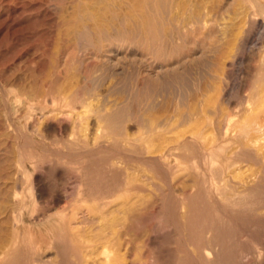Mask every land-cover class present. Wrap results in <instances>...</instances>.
Instances as JSON below:
<instances>
[{
	"label": "rangeland",
	"instance_id": "rangeland-1",
	"mask_svg": "<svg viewBox=\"0 0 264 264\" xmlns=\"http://www.w3.org/2000/svg\"><path fill=\"white\" fill-rule=\"evenodd\" d=\"M110 1L0 0V197L2 200L3 196H11L17 190L22 192L25 202L24 223L19 225L18 230L6 220L12 215L13 209L19 206L10 203L7 210L0 209V222L2 221L0 242L3 245L0 244V264H97V262L102 264L103 260L105 264H264V133L258 131V134L249 124L252 129L250 126L246 128L248 130L246 139L253 141L249 140L248 143L245 140L246 146L252 147L248 148L247 152L254 150L256 152L260 149L258 152L263 151V154L260 153L263 157L260 154L259 156L263 160L260 157L255 160L246 151H242L241 154L242 146H239V149V142L236 141L237 144L233 141L225 143V152L215 156L214 161L218 164L206 167L207 170L204 169L206 171L203 173H197L191 167L194 161L207 156L206 146L224 144L222 140L215 138L211 127L204 130V123L205 128L210 126L207 122H210L214 114L215 108L209 105L213 103L216 107L223 101L224 106L236 104L241 106L246 103L255 82L262 77L259 70L264 61V0L255 2L247 0L244 3L241 0H163L164 6L161 7L160 14H164L162 18L168 14L164 20L166 35L170 33L172 37L170 34L168 37L178 41L174 42L177 46L174 45L179 50L173 51L172 48H168L169 54L166 58H155L147 56L148 52L143 46L131 45L120 39L114 44L115 50L118 51L103 57L104 59L100 57V60L93 53L96 51L93 46L94 39L82 36L75 41L72 33L74 26L66 24L78 10L87 21L94 15L95 21L108 22V19L114 21L112 15L118 18V14L122 16L125 10L139 9V0ZM108 2L111 3L109 6ZM129 5L132 8L128 7ZM118 6L120 7L117 8ZM244 6L248 7V12ZM162 8L168 9L167 12ZM201 12L205 14L211 12L215 19L212 36L210 34L204 40L198 37V33H191L187 44H182L177 36L182 18L193 17ZM241 19L247 21L246 40L232 61L226 54L230 52L228 45L231 39L238 34ZM174 34L176 36H173ZM184 58L185 60L181 62ZM179 72L186 75V80L190 78L187 80L189 85L181 86V83L179 84L181 80L168 85L170 76L174 74L180 76ZM59 84L63 89L64 86L68 89L69 84L72 85L68 90L72 91L68 103L64 101L63 96H57L55 92ZM77 84L81 85L79 90L82 88L80 95L75 86ZM155 86L158 87L157 94ZM262 91L264 87L261 89L263 94L261 96L264 97ZM158 94L161 96L158 97ZM63 102H66V105ZM195 105L198 106L199 113L206 111L200 114L206 115V120L208 118L209 120L206 122L204 119L206 116H203L204 123L203 119H199V122L203 123V125L201 122L198 123L202 126H199L201 129L198 127L201 130V133L198 132L201 135L198 143L200 141L201 143L200 145L190 143L189 150L181 151L184 153L182 155L178 153L179 149L178 152L175 151V146L197 131L195 130L197 124L196 126L191 124L195 129L192 126L190 131L189 124H186L183 118L185 114L193 111ZM108 112L120 113L118 117L112 119V122L116 120L114 124L108 121L106 117ZM154 115L158 116L161 123L167 119L170 121L164 122L165 138L168 142L165 141L163 145L167 144L168 148L165 146L162 155L156 152L163 157L161 161L138 154L142 156L141 158L128 151H125L129 153L128 155L124 152L121 154L119 151H124L128 142H130L128 146L141 140L147 142L149 140L151 144L156 142L160 145L156 138L152 140L149 138V132L145 128L144 122L150 120L152 116L155 117ZM140 117H143L142 120ZM248 120L246 122L243 120L246 126L242 121L239 125L247 127L249 121L252 123V119ZM188 129L190 132H187ZM203 131H206L204 133L206 137ZM250 132H254L251 134L254 138L249 135ZM203 136L211 139L210 144L209 139L208 143L205 142L207 140L201 139ZM110 138L115 143L109 141ZM170 139H178L180 142L175 140L178 142L175 145ZM204 142L207 145L203 144ZM93 143L101 144L99 149L95 151L91 149L95 146ZM109 144L113 146L110 147ZM115 148L119 149L115 151ZM234 153L236 161L240 158L237 164L228 159V156L230 158ZM112 156H123L125 163L131 162L135 167L137 165L135 168L137 181L131 184L134 190L131 198L135 197L138 202L137 204L135 202L133 210L128 213L126 206L124 208L118 205L120 206L118 212L121 210L122 214L118 213L116 208L114 209L116 214L112 211L117 207V203L106 204L104 212L112 213L116 219L110 214L103 220L102 213L93 208L97 203L110 200V196L119 186L124 187L122 171L108 165L107 160ZM17 160L19 164H16ZM249 175L250 179L252 177L257 179L259 185L253 187V190L251 188L246 192L242 189V192L238 193L240 190L234 187L233 182L235 184L246 179L243 178L245 176L249 179ZM211 178L218 182L216 187H211ZM141 179L150 182L145 181L152 187L147 188V185L146 188L142 187ZM224 179L231 182H225V186ZM112 187L117 189L111 192ZM80 189L86 193L84 195L89 196L87 201H78ZM141 192L145 198L140 196ZM229 192L231 195L234 192L235 197H228ZM1 210H4V213ZM79 210L85 214L80 213L79 216L84 215L86 218L84 226L87 232L83 243L67 227L68 216L74 213L73 217ZM65 214L66 217H62ZM37 217L40 227L32 222L34 219L38 221ZM103 231H106V235ZM32 235L35 239L31 238ZM42 238L49 242L48 245L41 242ZM3 250L7 253H3Z\"/></svg>",
	"mask_w": 264,
	"mask_h": 264
},
{
	"label": "bare ground",
	"instance_id": "bare-ground-1",
	"mask_svg": "<svg viewBox=\"0 0 264 264\" xmlns=\"http://www.w3.org/2000/svg\"><path fill=\"white\" fill-rule=\"evenodd\" d=\"M94 1V0H93ZM103 1V0H102ZM107 1V0H106ZM110 1V0H109ZM113 1H115V0H113ZM131 1V0H130ZM129 1V2H130ZM167 1V0H166ZM241 1H243V3H244V1H246L247 2V0H241ZM256 0H254V2H255ZM258 1V0H257ZM83 2V1H82ZM111 2V1H110ZM110 2H108L107 4H108V6H109V3ZM246 2H245V4H246ZM250 2V1H249ZM248 2V3H249ZM93 3H95V2H93ZM105 3V2H104ZM114 3V2H113ZM116 3V2H115ZM136 3V2H135ZM240 3H242V2H240ZM81 4V3H80ZM90 4V3H89ZM91 4H92V2H91ZM95 4H97V3H95ZM111 4V3H110ZM138 4V3H137ZM168 4V5H167ZM166 5L169 7V3H167ZM173 4V3H172ZM250 4V3H249ZM84 5V4H83ZM113 5H115V4H113ZM120 5V4H119ZM127 5V4H126ZM79 6V5H78ZM87 6V5H86ZM91 6V5H90ZM94 6H97V5H94ZM104 6H106V4L104 5ZM116 6H117V4H116ZM135 6V5H134ZM138 6V5H137ZM136 6V7H137ZM164 6V2H163V0H139V9H131V10H129V11H127V10H125V11H127V12H125L124 10H122V11H124V13H123V15L122 16H120V14H118L119 15V17L118 18H114L113 16L114 15H112V18H113V20L114 21H111V19H108L109 21L107 22L106 20L107 19H105V21L106 22H104L103 20H101V21H99V22H101V23H99V22H97V21H95L93 18H94V15H93V18H89V20L87 21V20H85V19H83L82 18V16L80 15V13H79V10L77 11V12H75L74 14H73V16H71V18L69 19V21H67V24L66 25H68V24H71V25H73L74 26V32H72L73 33V36H74V39H75V41L79 38V37H82V36H87L89 39L91 38V40L92 39H94V43H93V46H94V48H95V52H93L94 54H96L99 58L101 57V58H103V57H105V56H109V54L111 55V53L112 52H117L116 50H115V48H114V44H115V42L117 41V40H120V39H123V40H125V41H127L129 44H131V45H138V46H143L146 50H147V56H152V57H155V58H166L167 57V55L169 54L168 53V48H172V50L173 51H175L176 49L177 50H179V48H177L176 46V42H178V41H174V40H176V39H172L171 37H172V35H171V37H168V35H166L167 33H166V31H165V23H164V20L167 18V10L168 9H164V8H162V9H164V10H166V17H164V18H162V14H160V10H161V7H163ZM243 6V5H242ZM248 6V5H247ZM256 6H257V4H256ZM259 6V5H258ZM261 6V5H260ZM75 7V6H74ZM83 7V6H82ZM114 7L115 6H113V9H114ZM120 6H118L117 8H119ZM125 7V6H124ZM128 7H130V5L128 6ZM172 7H174L173 5H172ZM245 7V9L247 10L248 9V7L246 8V6H244ZM78 8V7H77ZM91 8H92V6H91ZM112 8V7H111ZM130 8H132V7H130ZM250 8V7H249ZM260 8V7H259ZM74 9V8H73ZM76 9V8H75ZM80 9V8H79ZM121 9H122V7H121ZM125 9V8H124ZM182 9H183V7H182ZM185 9V8H184ZM256 9V8H255ZM254 9V10H255ZM81 10V9H80ZM103 10H105V9H103ZM107 10V9H106ZM105 10V11H106ZM202 10V9H201ZM261 10V9H260ZM263 10V9H262ZM76 11V10H75ZM96 11V10H95ZM101 11V10H100ZM99 11V12H100ZM162 11V10H161ZM181 11V10H180ZM243 11H245V10H243ZM250 11V10H249ZM121 12V11H120ZM174 12V11H173ZM179 12V11H178ZM187 12V11H186ZM247 12H248V10H247ZM258 12V11H257ZM263 12V11H262ZM87 13H89V12H87ZM104 13V12H103ZM117 13V12H116ZM119 13V12H118ZM122 13V12H121ZM181 13V12H180ZM189 13V12H188ZM211 13V12H210ZM210 13H208V14H205V13H203V12H201V13H199V14H197V15H193V17H184V18H182V20H181V22H180V26H179V31H178V35H177V33H176V35L178 36V40L182 43V44H187L186 42H187V40L189 39V35L191 34V33H198V37L199 38H203L204 40L205 39H207L209 36H210V34H211V36H212V32H214V21H215V19H214V17L210 14ZM243 13V12H242ZM258 13H260V12H258ZM83 14V13H82ZM93 14V13H92ZM99 14V13H98ZM105 14V13H104ZM250 14H252V13H250ZM90 15V14H89ZM102 15V14H101ZM116 15V14H115ZM164 15V14H163ZM177 15H178V13H177ZM181 15H182V13H181ZM242 15H244V14H242ZM84 16V15H83ZM97 16V15H96ZM106 16V15H105ZM104 16V17H105ZM245 16V15H244ZM250 16V15H249ZM249 16H248V18H249ZM103 17V16H102ZM101 17V18H102ZM111 17V16H110ZM253 17V16H252ZM87 18V17H86ZM100 18V17H99ZM88 19V18H87ZM97 19V18H96ZM104 19V18H103ZM244 19H246V18H244ZM67 20V19H66ZM172 20L174 21V17H172ZM179 21V20H178ZM241 21H242V19L239 21L240 23V26H239V31H238V34L236 35V37H234L233 38V40L231 39V41H230V43H229V45H228V47L230 46V52H229V54H226V56L227 55H229L231 58V60L233 61V59H235V57H236V55H237V53H238V51L242 48V46H243V44H244V41L246 40L245 39V36H246V32H247V27H246V24H247V21L246 20H244V21H242V24H241ZM64 22V21H63ZM167 22V21H166ZM170 23H171V19H170V21H169ZM168 22V23H169ZM175 22V21H174ZM176 22H177V20H176ZM66 23V22H65ZM179 23V22H178ZM251 23V22H250ZM174 24V23H173ZM176 25H177V23H175ZM174 24V25H175ZM72 26V27H73ZM167 28V27H166ZM170 28V27H169ZM172 31V30H171ZM169 35V36H170ZM175 34L173 35V36H176ZM235 36V35H234ZM86 37V38H87ZM174 38V37H173ZM175 38H177V37H175ZM197 38V37H196ZM202 39V40H203ZM72 41H74V40H72ZM91 42H93V41H91ZM175 42V43H174ZM76 43V42H75ZM176 46H175V45ZM92 45V44H91ZM125 45V44H124ZM201 45V44H200ZM88 46H90V45H88ZM87 46V47H88ZM182 46V45H181ZM185 47H186V45H185ZM66 48V47H65ZM183 48V47H182ZM80 49H81V47H80ZM134 49V48H133ZM68 50V49H67ZM67 50H66V52H67ZM75 50V49H74ZM128 50V49H127ZM170 50V49H169ZM171 50V51H172ZM228 50V51H229ZM84 51V50H83ZM185 51V50H184ZM187 51H188V48H187ZM65 52V53H66ZM69 52V51H68ZM67 52V53H68ZM92 51H90V53H91ZM227 52V51H226ZM132 53V52H131ZM172 53H175V52H172ZM70 54H71V52H70ZM89 54V53H88ZM136 54V53H135ZM68 55V54H67ZM132 55V54H131ZM264 55V54H263ZM186 56V55H185ZM228 56V57H229ZM67 57V56H66ZM145 57V56H144ZM220 57V56H219ZM95 58V57H94ZM101 58H100V60H101ZM107 58V57H106ZM183 58V57H182ZM104 59V58H103ZM109 59V58H108ZM228 59V58H227ZM261 59V58H260ZM264 59V58H263ZM148 60V59H147ZM183 60H185V58L184 59H182L181 60V62L183 61ZM224 60V59H223ZM97 61H99V59L97 60ZM110 61V60H109ZM130 61V60H129ZM101 62V61H100ZM112 62V61H111ZM155 62V61H154ZM263 63L261 64L262 66H260L261 68H260V70H259V72H260V74L262 75V77L260 76V80L258 79L256 82H255V85L253 86V88H252V90H250L249 92V94H248V96H247V101H245L246 103H243V104H241V106H239V105H237L236 104V106H231V105H226V106H224L225 105V102H224V104H222L223 103V101L222 100H220V101H222V103H220L219 105H217L216 107H215V105H213V103H212V105H209L210 107L211 106H213V108H215L214 109V114H213V116L211 117V114H210V117H211V119L209 120V118H208V120L210 121V122H207L208 120H206L207 119V116L206 115H201L200 113H205L206 111H204V112H202V111H200V113L198 112V109H197V105H195V106H193V111L192 112H186L187 114H185L184 115V122L186 123V124H189V128L191 129L190 131H192V128L193 129H195L194 127L196 126L195 124H197V127H196V129L195 130H197V131H195V133H193L192 134V132H191V136H188V138H186L185 140L183 139L184 138V136H185V134H184V136H183V140L184 141H182L178 146L176 145L177 143L175 142V140H178V139H170L169 141L172 143V141L174 142V144L176 145L175 147H176V150L175 151H177L178 149L180 150V152H178L179 154H182L181 153V151H188L189 150V148H190V143H191V145H195V144H197L198 143V141H199V133H201L200 131V127L199 126H201V125H198V123H202V121H200L199 122V119L200 120H202L205 116V120H206V122L207 123H209V125L210 126H207L206 128H205V126H206V123H204V119H203V123L205 124V126L203 125V123H202V125H203V127H204V130L205 129H207V128H209V127H211V130L213 131L212 132V134L215 136V138L217 137V139H220V140H222L223 142H224V144H215V145H209V146H206L207 144L206 143H208V139L209 138H205L206 136H205V134L204 133H206V131H203V135L205 136H203V138L201 137V139H205V140H207V141H205L203 144H206L205 146V148H207L205 151L208 153H206L207 154V156L205 157H203L202 159H200L199 161H194L193 163H192V165H191V167L193 168V169H195L196 171H197V173H203V171H206L207 170V168L208 167H210V166H212L213 164H215V163H217V162H215L214 161V158H215V156H217V155H220V153H223V152H225V143H228V142H233V141H235V143H237V142H239V145H238V147L239 146H242L241 148V154H243V152L244 151H246L247 152V149L249 148H251L252 149V147H248V146H246L247 144H246V142H245V140H247V142L250 140H248V139H246V137H247V133H248V130L246 129V128H248L250 125L251 126H253V128H255V130L257 131V133H258V131L259 132H262V133H264V97L263 96H261V95H263L262 93H261V89L264 87H262V85L264 84V61H262ZM98 64V63H97ZM102 64V63H101ZM175 64V63H174ZM177 64V63H176ZM175 64V65H176ZM184 64V63H183ZM99 65V64H98ZM103 66H104V64H102ZM174 65V66H175ZM179 65H181V63H179ZM187 66H188V64H187ZM258 66V67H259ZM167 67V66H166ZM169 67V66H168ZM185 67H186V65H185ZM184 67V68H185ZM192 67V66H191ZM190 67V68H191ZM95 68V67H94ZM100 68V67H99ZM109 68V67H108ZM90 69V68H89ZM98 69V68H97ZM96 69V70H97ZM106 69V68H105ZM177 69V68H176ZM183 69V68H182ZM188 69L189 68H187L186 70L188 71ZM192 69V68H191ZM101 70V69H100ZM129 70V69H128ZM181 70V69H180ZM185 70V69H184ZM105 71V70H104ZM183 71V70H182ZM187 71H186V74H187ZM190 72L189 73H191V70H189ZM92 72V71H91ZM177 71H175V73H176ZM131 73V72H130ZM178 73V72H177ZM180 73V72H179ZM181 74V73H180ZM132 75V74H131ZM173 75V74H172ZM188 75V74H187ZM191 75V74H190ZM170 76V75H169ZM144 78V77H143ZM170 78H171V80L168 82V85H171L172 83H175V81H180L181 80V82H179V84L181 83V86L183 85L184 87H186V86H188L187 85V80L189 81L190 80V78H188L187 80H186V75L185 74H181L180 76L178 75H175L174 74V76H170ZM166 80V79H165ZM174 80V81H173ZM132 81V80H131ZM173 81V82H172ZM177 82V83H178ZM151 83V82H150ZM189 83V82H188ZM55 84H58V83H55ZM75 84V83H74ZM73 84V85H74ZM79 84V83H78ZM75 85L77 88H78V90H79V88L81 87V85ZM81 84V83H80ZM129 84V83H128ZM133 84V83H132ZM155 84V83H154ZM153 84V85H154ZM157 84V83H156ZM164 84H166V83H164ZM178 84V85H179ZM60 85L61 84H59L58 86H57V89L55 90V92L57 93V96L58 95H60V96H63L64 97V101H67V103H68V101H70V96L72 95V91H68L69 90V87L70 86H72L71 84H69L70 86L68 87V89L64 86V84L62 85V86H64V89L62 88V87H60ZM65 85H66V83H65ZM152 85V86H153ZM161 85V84H160ZM67 86V85H66ZM83 86V85H82ZM131 86H133V85H131ZM165 86V85H164ZM52 87V86H51ZM154 87V86H153ZM156 87L157 86H155V90H156ZM159 87H161V86H159ZM168 87V86H167ZM166 87V88H167ZM74 88V87H73ZM158 88V87H157ZM179 88V87H178ZM181 88V87H180ZM82 89V88H81ZM81 89L79 90V92H78V90H77V92H78V94L80 95V93L82 94V92H80L81 91ZM153 89V90H154ZM170 89V88H169ZM168 89V90H169ZM173 89V88H172ZM171 89V90H172ZM191 89V88H190ZM45 90V89H44ZM53 90H54V88H53ZM70 90H72V89H70ZM75 90V89H74ZM84 90V89H83ZM86 90V89H85ZM176 90V89H175ZM184 90V88L181 90V91H183ZM188 90V89H187ZM191 90H193V88L191 89ZM138 91V90H137ZM150 91V90H149ZM166 91V90H165ZM186 91V90H185ZM204 91H206V90H204ZM70 92H71V95H70ZM76 92V93H77ZM136 92V91H135ZM155 92V91H154ZM157 90H156V94H157ZM170 92V91H169ZM262 92H264V91H262ZM55 93V94H56ZM140 93V92H139ZM163 94H164V92H162ZM187 93V92H186ZM189 93V92H188ZM202 93V92H201ZM200 93V94H201ZM261 93V94H260ZM53 94H54V92H53ZM54 94V95H55ZM74 94V93H73ZM83 94H85V93H83ZM137 94V93H136ZM155 94V93H154ZM206 95L208 94V93H205ZM159 95L160 94H158V97H159ZM190 95V94H189ZM202 95V94H201ZM56 96V97H57ZM83 96V95H82ZM161 96V95H160ZM195 96H197V95H195ZM54 97V96H53ZM73 97H75V96H73ZM133 97V96H132ZM136 97V96H135ZM138 97V96H137ZM143 97V96H142ZM129 98V97H128ZM202 98H204V97H202ZM58 99V98H57ZM139 99H140V97H139ZM147 99V98H146ZM151 99V98H150ZM149 99V100H150ZM153 99H155V98H153ZM195 99V98H194ZM198 99H200V98H198ZM209 99V98H208ZM71 100H72V98H71ZM127 100V99H126ZM143 100V99H142ZM197 100V99H196ZM218 100V99H217ZM62 101V100H61ZM74 101V100H73ZM147 101V100H146ZM202 101V100H201ZM216 101V100H215ZM214 101V102H215ZM195 102H198V101H195ZM65 105H66V102H63ZM121 103V102H120ZM191 103H192V101H191ZM204 103V102H203ZM208 103H211V102H208ZM217 103V102H216ZM216 103H214V104H216ZM197 104V103H196ZM202 104V103H201ZM204 105V104H203ZM202 105V106H203ZM200 106V105H199ZM205 106V105H204ZM206 106H208V105H206ZM130 107V106H129ZM76 108V107H75ZM78 108V107H77ZM119 108V107H118ZM117 108V109H118ZM123 108V107H122ZM204 108V107H203ZM207 108V107H206ZM210 109V108H209ZM114 111V110H113ZM118 111V110H117ZM126 112V111H125ZM209 111H207V113H208ZM124 113V112H123ZM144 113V112H143ZM149 113V112H148ZM98 114V113H97ZM119 112H108L107 114H106V117H107V119H108V121H110V122H112V119L114 118V117H118L119 116ZM137 114V113H136ZM147 114V113H146ZM146 114H145V116H146ZM165 114V113H164ZM200 114V115H199ZM103 115V114H102ZM105 115V114H104ZM132 116V115H131ZM155 117H153L152 116V118L149 120L148 119V121L147 122H144L145 124H146V129H147V131L149 132V138H151V140L152 139H157V140H159L160 141V145H159V143H157L156 144V142H154V144H151V142H149V140H148V142L147 141H145V140H141L139 143H137V144H130V146H128V144L130 143V142H128L127 143V146L125 145V147H124V151L123 150H120L119 152H121V154H123V152L124 153H131L132 155L133 154H136V156L138 155V154H140V155H145L146 156V158L148 157L149 158V156L150 157H152V159L153 160H155V161H158V160H160V159H162L161 158V156L160 155H158L156 152H158V153H161V155H162V153L165 151V148L168 146L167 144V146L164 144L163 145V143L165 142V143H167L168 141V139H166L165 138V133H166V131H165V123L164 122H167V123H169L168 122V119H167V121H164V119H162L164 122L163 123H161V121L158 119V116L156 117V115H154ZM163 116V115H162ZM202 116V117H201ZM204 116V117H203ZM57 117V116H56ZM101 117V116H100ZM106 117H104V118H106ZM122 117V116H121ZM129 117V116H128ZM127 117V118H128ZM133 117V116H132ZM132 117H131V119H132ZM136 117V116H135ZM144 117V116H143ZM143 117H140V119L141 118H143ZM208 117H209V114H208ZM54 118V117H53ZM58 118V117H57ZM103 118V117H102ZM101 118V119H102ZM162 118V117H161ZM164 118V117H163ZM235 118H238L239 119V121L241 120L242 121V123L245 121L246 122V120H248V118H250V119H252V123H250L251 121H249V123H248V121H247V123H248V126L247 127H245L246 126V124H242V125H239V124H241V121L239 122V121H237ZM244 118V119H243ZM245 118H246V120H245ZM98 119V118H97ZM100 119V118H99ZM126 119V118H125ZM175 119V118H174ZM177 119H179V118H177ZM96 120V119H95ZM115 120V119H114ZM113 120V124H114V122L116 121H114ZM118 120V119H117ZM139 120V119H138ZM142 120V119H141ZM244 120V121H243ZM125 121V120H124ZM235 121H237L238 122V125H237V122H235ZM109 122V123H110ZM142 122V121H141ZM141 122H140V124H141ZM173 121H171V123H172ZM177 122V121H176ZM176 122H175V124H176ZM95 123V122H94ZM102 123V122H101ZM106 123H107V121H106ZM108 123V125H110ZM111 123V125H113ZM180 123V122H179ZM183 122H181V124H182ZM200 123V124H201ZM236 123V124H235ZM98 124V123H97ZM103 124V123H102ZM118 124V123H117ZM142 124H143V122H142ZM145 124H144V126H145ZM191 124H194V125H191ZM236 126H235V125ZM250 124V125H249ZM106 125V124H105ZM172 125H173V123H172ZM179 125V124H178ZM184 125V124H183ZM235 127H234V126ZM103 126V125H102ZM119 126V125H118ZM143 126V125H142ZM166 126H168V125H166ZM175 126V125H174ZM185 126H187V125H185ZM193 126V127H192ZM250 126V127H251ZM39 127V126H38ZM120 127V126H119ZM127 127V126H126ZM125 127V128H126ZM130 127V126H129ZM134 127H136V126H134ZM138 127V126H137ZM192 127V128H191ZM200 129H199V128ZM202 127V126H201ZM107 128V127H106ZM111 128H113L112 126H111ZM143 128V127H142ZM176 128V127H175ZM199 129V131H198V129ZM114 129H116V128H114ZM139 129H141V128H139ZM168 129V128H167ZM173 129V128H172ZM181 129V128H180ZM180 129H179V131H180ZM250 129H252V127L250 128ZM106 130H108V129H106ZM113 130V129H112ZM182 130H183V128H182ZM202 130H203V128H202ZM125 131V130H124ZM189 131V129H188V131L187 132H190ZM256 131H254V132H256ZM109 132H110V130H109ZM146 132V131H145ZM199 132V133H198ZM254 132L252 133V132H250V136H252L253 137V135H251V134H254ZM174 133V132H173ZM175 133H176V131H175ZM178 133V132H177ZM186 133V132H185ZM210 133V132H209ZM256 133V134H257ZM108 134V133H107ZM124 134H127V133H124ZM259 134V133H258ZM118 135V134H117ZM134 135V134H133ZM137 135V134H136ZM135 135V136H136ZM181 135V134H180ZM189 135V134H188ZM212 135V136H213ZM248 135V136H249ZM260 135H262L261 133H260ZM129 136V135H128ZM132 136V135H131ZM134 136V137H135ZM175 136H177V135H175ZM201 136V135H200ZM255 136V135H254ZM257 136V135H256ZM255 136V137H256ZM263 136V135H262ZM174 137V136H173ZM178 137V136H177ZM187 137V136H186ZM251 137V138H252ZM258 137V136H257ZM260 137V136H259ZM114 138V137H113ZM214 138V139H215ZM254 138V137H253ZM262 138V137H261ZM112 138H110L109 139V141H113L114 142V140L112 139ZM117 139V138H116ZM143 139V138H142ZM166 139V140H165ZM181 139V138H180ZM200 139V140H201ZM216 139V140H217ZM150 140V141H151ZM219 140V142H221ZM255 140H257V139H255ZM259 140V139H258ZM261 140V139H260ZM109 141H107V143H111V142H109ZM116 141V140H115ZM136 141V140H135ZM143 141H145V142H143ZM179 141V140H178ZM210 141H211V139H209V144H210ZM237 141V142H236ZM250 141H253V139L252 140H250ZM158 142V141H157ZM170 142L168 143L169 144V147L171 148L172 147V145L170 144ZM180 142V141H179ZM217 142H218V140H217ZM261 142V141H260ZM115 143V142H114ZM132 143H134V142H132ZM153 143V142H152ZM200 143H201V141H200ZM200 143H198L199 145H200ZM222 143V142H221ZM248 143H250V142H248ZM252 143V142H251ZM121 144V143H120ZM148 144H150V145H148ZM173 144V143H172ZM238 144V143H237ZM93 145H95V143H93ZM92 145V146H93ZM97 145V146H96ZM95 146H94V148H91V149H94V151L96 150V149H99V145H101V144H96ZM118 145V147H119V144H117ZM122 145V144H121ZM151 145H153V147H151ZM158 145V146H157ZM171 145V146H170ZM202 145V144H201ZM251 145V144H250ZM249 145V146H250ZM108 146H110V144L108 145ZM113 146V145H112ZM112 146H110V147H112ZM166 146V147H165ZM251 146H253V144L251 145ZM255 146V145H254ZM81 147V146H80ZM174 146H173V148H175ZM194 147V146H193ZM262 147V146H261ZM86 148V147H85ZM114 148V147H113ZM112 148V149H113ZM168 148V147H167ZM172 148V149H173ZM202 148H204V147H202ZM201 148V149H202ZM254 148V147H253ZM255 148H257V147H255ZM260 148V147H259ZM90 149V150H91ZM116 149L118 150L119 148H115V151H116ZM200 149V150H201ZM239 149H240V147H239ZM263 149V148H262ZM261 149V150H262ZM88 150H89V148H88ZM88 150H87V152H88ZM166 150H168V149H166ZM191 150V149H190ZM202 150H204V149H202ZM235 150H236V148H235ZM257 150V149H256ZM258 150H260V149H258ZM258 150L256 151V152H254V151H252V152H249V154H250V156H253L254 157V159L256 160V158H259L260 156H259V154L260 153H262L263 154V151H259L258 152ZM264 150V149H263ZM84 151V150H83ZM125 151H128V152H125ZM232 151V150H231ZM243 151V152H242ZM86 152V153H87ZM90 152V151H89ZM168 152H169V150H168ZM192 152V151H191ZM230 152V151H229ZM245 152V153H246ZM248 152H247V154H248ZM128 153V154H129ZM154 153L155 154H157V155H154ZM166 153H167V151H166ZM176 153V152H175ZM175 153H173V152H171V154H175ZM194 153V152H193ZM202 153V152H201ZM232 153H233V151H232ZM127 154V155H128ZM171 154H170V156H171ZM195 154V153H194ZM194 154H193V156H194ZM205 154V155H206ZM262 154H260V155H262ZM154 155V156H153ZM166 155V154H165ZM182 155H184V153L182 154ZM199 155H201V154H199ZM139 156V155H138ZM142 156H139V157H141L142 158ZM202 156V155H201ZM228 156V155H227ZM234 156V157H233ZM235 156H236V154L234 153L233 155H231L230 156V158H229V156H228V159H229V161L231 160V161H235V163L237 164V163H239L238 161H239V159H237V161L235 160ZM144 157V156H143ZM178 157H180V156H178ZM183 157V156H182ZM191 157H192V155H191ZM197 157V156H196ZM262 157H263V155H262ZM262 157H260L262 160H263V158ZM167 158V157H166ZM188 158V157H187ZM108 159V158H107ZM133 159H134V156H133ZM132 159V160H133ZM165 159V158H164ZM181 159V158H180ZM186 159V157L185 158H183V160H185ZM192 159V158H191ZM251 159V158H250ZM261 159H259L260 161H261ZM88 160V159H87ZM169 160V159H168ZM177 160V159H176ZM187 160H189V159H187ZM194 160V159H193ZM253 160V159H252ZM258 160V161H259ZM108 161V165H110L111 167H114V169H116V168H118L120 171H122V173H123V175H124V178H122L123 179V181H124V187L122 188V186H117L118 187V189L116 190V189H114L113 187V190H111V192H113L114 190H116V191H114V193L110 196L111 198H110V200H108V202H102L101 204H96V206L93 208L94 210H98V211H100L101 213H102V217H103V220L104 219H106L105 218V216L107 217V216H110V214H112V213H110V212H104V208H105V206H106V204H109V203H111V202H115V203H117V207H114L113 209H112V211L114 212L115 210V208L117 209L116 211L118 212V209H120V206L122 205L123 207L124 206H126V208L125 209H127L126 211H127V213L129 212V211H132L133 210V206H134V204H135V202H136V204H137V202L138 201H136L135 200V197H133V198H131V196H133L132 195V191H134V190H132V188H131V184L134 182V181H137V179H136V174H137V171L135 170V168L137 167V165H136V167H135V165L134 164H132L131 162H129V163H125V161H124V157L123 156H116V157H114V156H112V157H109V160H107ZM161 161V160H160ZM165 162V161H164ZM190 162V161H189ZM88 163V162H87ZM154 163H156V162H154ZM168 163H170V162H168ZM179 163V162H178ZM183 163H185L184 161H183ZM183 163H182V165H183ZM16 164H19V161L17 160L16 161ZM123 164H125V165H123ZM171 164V163H170ZM218 164V163H217ZM123 165V166H122ZM159 165V164H158ZM165 165V164H164ZM185 166V165H184ZM187 166H189V165H187ZM207 167V168H206ZM87 168V167H86ZM89 168V167H88ZM181 168V167H180ZM179 168V169H180ZM184 168V167H183ZM244 169H245V167H243ZM255 168V167H254ZM81 169V168H80ZM83 169V168H82ZM159 169V168H158ZM177 169V168H176ZM204 169H206V170H204ZM112 170V169H111ZM143 170V169H142ZM156 170V169H155ZM160 170V169H159ZM159 170H158V172H159ZM208 170H210V169H208ZM136 171V172H135ZM224 171V170H223ZM244 171V170H243ZM260 171V170H259ZM233 172V171H232ZM136 173V174H135ZM162 173V172H161ZM175 173V172H174ZM235 173V172H234ZM242 173V172H241ZM172 174H173V172H172ZM245 174V173H244ZM249 174V173H248ZM252 174V173H251ZM255 174V173H254ZM122 175V176H123ZM175 175V174H174ZM200 175V174H199ZM228 175V174H227ZM232 175V174H231ZM253 175V174H252ZM251 175V176H252ZM242 176V175H241ZM255 176V175H254ZM24 177V176H23ZM118 178H119V176H117ZM121 177V176H120ZM174 177V176H173ZM224 177H226V176H224ZM228 177V176H227ZM233 177V176H232ZM256 177V176H255ZM260 177V176H259ZM259 177H257V178H259ZM261 177H263V175L261 176ZM25 178V177H24ZM141 178V177H140ZM213 178V177H212ZM211 178V179H212ZM243 178H246V179H242V180H239L238 182H235V184H234V182H233V185H234V187H238V190H240L238 193H241L242 191V189L243 190H246V192H247V190L248 189H251L252 188V190H253V187H257L259 184V181L257 180V179H254V177H252V179H250V175H249V179H247L248 177H243ZM225 179H227V178H225ZM224 179V183L225 182H228V181H226ZM262 179V178H261ZM264 179V178H263ZM142 181V187H145L146 188V182H148V181H143V179H141ZM220 180V179H219ZM227 180H229V179H227ZM260 180V179H259ZM150 181V180H149ZM199 181H201V180H199ZM237 181V180H236ZM115 182V181H114ZM117 182V181H116ZM115 182V183H116ZM140 181H138L137 183H139ZM185 182V181H184ZM221 182H223V181H221ZM231 181H229L228 183H230ZM148 183H150V182H148ZM198 183V182H197ZM200 183V182H199ZM120 184V183H119ZM119 184H116V185H119ZM141 183H139V185H140ZM211 187H216L217 186V184H218V182H216V180L215 179H212V181H211ZM232 184V183H231ZM261 184V183H260ZM116 185H115V187H116ZM112 186V185H111ZM110 186V187H111ZM148 187L147 188H149V187H152L151 185L149 186V185H147ZM219 186V185H218ZM221 186V185H220ZM225 186H226V183H225ZM228 186H230V185H228ZM227 186V187H228ZM185 187V186H184ZM231 187V186H230ZM255 187V188H256ZM225 188V187H224ZM240 188V189H239ZM141 190V189H140ZM145 190V189H144ZM215 190V189H214ZM230 190V189H229ZM232 190V189H231ZM237 190V189H236ZM251 190V191H252ZM142 191V190H141ZM146 191V190H145ZM211 191V190H210ZM219 191V190H218ZM226 191V190H225ZM228 191V190H227ZM232 191H234V190H232ZM231 191V192H232ZM255 191V190H254ZM139 192V191H138ZM231 192H229V196L228 197H230V196H234V192L232 193L233 195H231L230 193ZM236 192V191H235ZM236 192V193H237ZM21 193L22 192H20V191H17V190H15V192H13V194L11 195V196H3V198H2V200H1V197H0V209H5V210H7L8 208H9V206H10V203H13V205H16V206H19V207H17V208H15V209H13V211H12V215L10 216V218H8L6 221H7V223H9V222H11L12 223V226H14L17 230L19 229V225L20 224H23L24 223V218H23V214H24V206H25V202L23 201V197H22V195H21ZM106 193V192H105ZM110 193V192H109ZM219 193V192H218ZM226 193V192H225ZM244 193V192H243ZM253 193V192H252ZM84 194H86L84 191H82L81 189H80V191L78 192V201H87L88 200V198H89V196L87 197L86 195H84ZM102 194V193H101ZM139 194V193H138ZM228 194V193H227ZM108 195V194H107ZM140 196H142V192H141V194H140ZM221 195H219V197H220ZM237 196V195H236ZM142 197H144V196H142ZM148 197V196H147ZM146 197V198H147ZM235 197V196H234ZM233 197V198H234ZM77 198V197H76ZM137 198H139V196L137 197ZM145 198V197H144ZM223 198V197H222ZM231 198V197H230ZM32 199H33V201H35L34 200V195H32ZM142 199V198H141ZM224 199V198H223ZM227 199V198H226ZM236 199V198H235ZM240 199V198H239ZM238 199V200H239ZM76 200V199H75ZM228 200V199H227ZM234 200V199H233ZM237 200V201H238ZM140 201V200H139ZM236 201V200H235ZM234 201V202H235ZM243 202V201H242ZM90 203V202H89ZM114 203V204H115ZM87 204V203H86ZM93 204V203H92ZM139 204V203H138ZM118 205H120V206H118ZM88 206V205H87ZM110 206V205H109ZM128 206V207H127ZM27 207H28V205H27ZM142 207V206H141ZM106 208H108V207H106ZM143 208V207H142ZM149 208V207H148ZM89 210V209H88ZM108 210V209H107ZM145 210V209H144ZM143 210V211H144ZM2 212L4 211V210H1ZM111 211V212H112ZM116 211L114 212V214H116ZM120 212H118V213H121L122 211L121 210H119ZM2 212H1V214H2ZM75 212V211H74ZM85 212V211H84ZM146 212V211H145ZM4 213V212H3ZM63 213V212H62ZM70 213V212H69ZM80 213H82V214H84L82 211H78L77 213H75V215L72 217V215L74 214H70L68 217V219H67V227H68V229L72 232V233H74L78 238H79V241L81 242V243H83L84 241H85V238H84V235H86V233L85 232H87V230H86V227L84 226V223L86 222L85 221V219L86 218H84V215L83 216H79V214ZM68 214V213H67ZM109 214V215H108ZM122 214V213H121ZM125 214V213H124ZM123 214V215H124ZM135 214L136 213H134V218H135ZM140 214H142V212L140 213ZM79 217H78V216ZM113 215V214H112ZM133 215V214H132ZM64 216V218L66 217V214L65 215H62V217ZM71 216V217H70ZM87 216V215H86ZM125 216V215H124ZM183 216H184V214H183ZM99 217V216H98ZM113 217H114V215H113ZM125 217H127V216H125ZM124 217V218H125ZM133 217V216H132ZM138 217V216H137ZM140 217V216H139ZM138 217V218H139ZM38 218V217H37ZM43 218H45V217H43ZM92 218V217H91ZM108 218V217H107ZM110 218V217H109ZM119 218V217H118ZM128 218H129V216H128ZM102 219V218H101ZM114 219H116L115 217H114ZM122 219H123V217H122ZM137 219V218H136ZM139 219H142L141 217L139 218ZM41 220V219H40ZM61 220V219H60ZM59 220V221H60ZM64 220V219H63ZM96 220V219H95ZM102 221V220H101ZM110 221V220H109ZM120 221H121V218H120ZM139 221V220H138ZM2 222V221H1ZM0 222V223H1ZM32 222H34V224H36L38 227H40L39 226V218H38V221L36 220V219H34ZM92 222V221H91ZM116 222H117V220H116ZM95 223V222H94ZM3 224V223H2ZM107 224V223H106ZM1 225V224H0ZM44 225V224H43ZM88 225V224H87ZM94 225V224H93ZM97 225V224H96ZM99 225V224H98ZM3 226V225H2ZM92 226V225H91ZM95 226V225H94ZM107 226V225H106ZM105 226V227H106ZM112 226V225H111ZM102 227V226H101ZM114 227V226H113ZM93 228V227H92ZM98 228V227H97ZM102 229V228H101ZM100 229V230H101ZM104 229V228H103ZM4 231H5V229H3ZM105 230V229H104ZM111 230V229H110ZM3 231V232H4ZM107 231H108V233H109V230L107 229ZM104 232V231H103ZM106 232V231H105ZM104 232V233H105ZM111 232V231H110ZM90 233V232H89ZM92 233H93V231H92ZM103 233V234H104ZM112 233V232H111ZM110 233V234H111ZM113 233H114V231H113ZM96 234H98L99 235V233L97 232ZM102 234V235H103ZM109 234V235H110ZM48 235V234H47ZM105 235H106V233H105ZM24 236V235H23ZM104 236V235H103ZM35 236L34 235H32L31 236V238H34ZM49 237V236H48ZM98 237V236H97ZM100 237H101V235H100ZM99 237V238H100ZM103 238V237H102ZM104 238H105V236H104ZM107 238L108 239H110L108 236H107ZM2 239V238H1ZM35 239V238H34ZM98 239V238H97ZM106 239V238H105ZM104 239V240H105ZM84 240V241H83ZM100 240H102V239H100ZM2 241H3V239H2ZM94 241V240H93ZM41 242L43 243V244H45V245H48V241H46L44 238H42L41 239ZM96 242H97V240H96ZM107 242V241H106ZM211 242V241H210ZM210 242H209V244H210ZM0 244H1V242H0ZM2 245V244H1ZM101 245V244H100ZM3 246V245H2ZM104 247V246H103ZM98 248V247H97ZM95 251H97V250H95ZM3 253H7V251L6 250H3L2 251ZM1 252V253H2ZM99 252H100V250H99ZM206 252V251H205ZM2 253V254H3ZM10 253V252H9ZM85 253V252H84ZM217 253V252H216ZM95 254H97V253H95ZM194 254V253H193ZM98 255V254H97ZM96 255V256H97ZM94 256V255H93ZM96 258V257H95ZM98 261V260H97ZM104 261V260H103ZM101 262V260H100V262L103 264H105V261L104 262ZM106 262H107V260H106ZM97 264H99L98 262H97Z\"/></svg>",
	"mask_w": 264,
	"mask_h": 264
}]
</instances>
